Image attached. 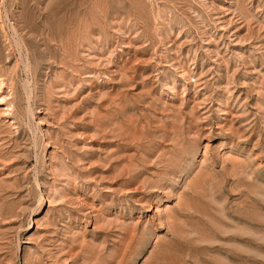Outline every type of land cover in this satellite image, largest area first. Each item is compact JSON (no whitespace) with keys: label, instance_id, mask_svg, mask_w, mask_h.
<instances>
[{"label":"rangeland","instance_id":"1","mask_svg":"<svg viewBox=\"0 0 264 264\" xmlns=\"http://www.w3.org/2000/svg\"><path fill=\"white\" fill-rule=\"evenodd\" d=\"M0 264H264V0H0Z\"/></svg>","mask_w":264,"mask_h":264},{"label":"bare ground","instance_id":"2","mask_svg":"<svg viewBox=\"0 0 264 264\" xmlns=\"http://www.w3.org/2000/svg\"><path fill=\"white\" fill-rule=\"evenodd\" d=\"M34 115V114H33Z\"/></svg>","mask_w":264,"mask_h":264}]
</instances>
